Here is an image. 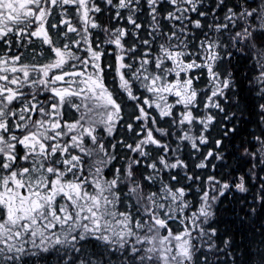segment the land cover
Wrapping results in <instances>:
<instances>
[{
    "label": "snow or ice",
    "instance_id": "6c2138e0",
    "mask_svg": "<svg viewBox=\"0 0 264 264\" xmlns=\"http://www.w3.org/2000/svg\"><path fill=\"white\" fill-rule=\"evenodd\" d=\"M0 264H264V0H0Z\"/></svg>",
    "mask_w": 264,
    "mask_h": 264
}]
</instances>
